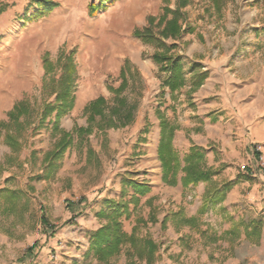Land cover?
<instances>
[{
	"label": "rangeland",
	"instance_id": "1",
	"mask_svg": "<svg viewBox=\"0 0 264 264\" xmlns=\"http://www.w3.org/2000/svg\"><path fill=\"white\" fill-rule=\"evenodd\" d=\"M53 1L58 3V10L39 20L30 21L24 17L26 12L30 14L34 10V6L30 7V0H0V7L2 6L0 121L8 122L7 112L15 103L23 100L29 105V121L34 124L23 132L22 147L19 152L12 151L4 143V131L0 132V187L4 185L5 178L11 177L10 185L25 195L29 204V211L25 215L15 213L9 218H0V264H27L30 255L38 251V246L48 244L49 237L64 240L61 233L68 226L76 224L77 220L87 222L86 226H89L90 222L89 228H94L102 222H105L104 225L111 223L110 216L102 215V211H98L106 198L110 201L126 202L129 213L120 217L124 228L131 229L130 223L135 220L131 233L133 232L139 246L148 236L155 235V242L151 240L156 245L155 254L160 251L166 256L171 255V264H234L237 260H239L237 264H264V244H256L253 239H246L244 232L245 225L256 220L262 223L264 229V156L262 160L257 158L258 165L250 164V168L245 169L249 174V176L245 175L250 185L242 184L243 180L233 181V186L240 183L234 189L238 199L232 207H225L223 202L230 191L223 198L210 194L215 188L227 182L234 169L242 171V166L226 163L216 167L208 165L205 153L201 150L204 153L200 161L203 167L218 171L211 181L206 182L204 190V201L211 205H219L217 211L207 214L209 224L205 225V229L200 228L195 217L188 219L182 217L181 210L187 196L185 188L192 182L181 179L182 186H180L175 179L178 174L183 173L184 176L182 167L186 161L185 156L195 147L194 145L190 146L187 153L176 151L180 166L174 172L167 171L161 164L163 179L161 185L155 188L159 190L171 188L172 195H175L174 199L166 197L164 200H159L158 196L146 199L147 191L139 193L137 190L138 196L132 195V185L137 186L138 183L132 179L133 184L130 179L135 177V180L143 181L146 180L143 175L147 174L139 158L140 152H136L134 142L137 131L132 129L134 126L132 124L118 130L109 129L110 132L107 133H102V129L108 128L98 129L90 126L87 116L83 115L82 106L86 102L84 97L98 95L100 88H106L108 83L114 87L118 86L120 83L118 73L123 63L129 58L133 61L137 59V66L136 62L130 66L134 74L136 68H140L139 71L137 70L138 75L128 74L130 85L124 95L129 98L130 103L138 106L137 110L141 108L150 114L155 108H164L166 101L160 88L163 75L149 59L152 51L143 48L140 41L132 36L133 28L130 22L125 18L116 20L115 13L118 16V11L104 14L100 10L91 14L89 5L94 3V0ZM175 1L170 0V7H174ZM165 6V0H152L154 12L148 15L158 18ZM182 15L187 30L183 34L198 29L210 33L212 41L217 39L220 42L222 33L227 35L237 30H240L243 40L244 36L253 29L261 28L264 31V0H222L218 8L209 0H187ZM252 16L253 20H250ZM121 30L126 31L128 36L114 37V32ZM128 37L136 45L134 48L137 49V57L134 58L133 54L127 52L117 57L113 56L118 50L122 52L130 49L132 43ZM188 43L189 41L185 42ZM219 45L213 46L211 56L218 62L217 64L226 62L229 65L235 55L225 54L221 57L223 51ZM71 50L75 52L74 60L77 66V98L74 109L62 118L59 128L63 132L72 134V144L66 149L55 175L39 179L37 176L43 173L42 155L52 148L60 137V133L51 132L52 115H47L45 119L40 117L46 106V100L53 101L54 97L43 89L42 59L48 55V58L55 62L59 53H69ZM226 84V91H229L231 89L229 81H226ZM88 85H94L93 92L89 95H81L84 89L89 88L86 87ZM105 92L106 97L109 98L111 94L107 89ZM160 116L163 115L158 116L159 120H161ZM23 119L22 117L21 120ZM168 122L174 127V135L177 126L172 124L174 121L171 119ZM38 124L41 126L38 127ZM148 124L153 126L151 121ZM34 128L37 129L33 130ZM87 128L89 129L87 132L82 131ZM256 148L255 151L259 152L260 147L256 145ZM33 150L37 152L36 159L31 157ZM167 177L171 179L167 180ZM253 189H256L255 193ZM248 194H252L251 200L243 197ZM133 197L137 200L134 201ZM142 199L146 200L141 202ZM139 204L141 207L136 214L139 217L134 218L130 212L131 206ZM105 205L108 207L107 203ZM146 208H150V211L148 218L144 219L142 211ZM86 210L89 211L88 215L82 212ZM95 210L98 212H94ZM41 217L47 221L45 228L41 224ZM160 219L162 224L167 221L165 227L162 224L159 227ZM149 221L150 224H147L146 222ZM242 221L246 224L244 225ZM153 222L158 224L156 229H154L156 223ZM224 222L229 225L228 228L223 226ZM239 222L241 224L237 226L238 233L232 236L230 231ZM185 227L194 234L199 232L202 236L204 234L202 242L196 244L193 237L191 246L187 243L172 244L171 241L177 238L178 233L183 234ZM168 233L172 237L162 239ZM81 238L83 242L87 241L85 235ZM2 240H7L9 244L2 243ZM34 244V249L29 252L28 248ZM126 249L128 250L129 246L120 252V258L124 257L125 264H141L142 261L138 258L147 254L143 252L142 255L137 256L134 249L130 248L132 255L128 256L125 253ZM242 251L248 256L245 262H241L236 257V253ZM183 253L182 260H179ZM57 254L55 250L50 251L49 260L43 264H54ZM194 254L197 256V262L194 260ZM190 258L194 260L192 263ZM123 262L120 264H124ZM115 263L117 264L118 261Z\"/></svg>",
	"mask_w": 264,
	"mask_h": 264
},
{
	"label": "crops",
	"instance_id": "2",
	"mask_svg": "<svg viewBox=\"0 0 264 264\" xmlns=\"http://www.w3.org/2000/svg\"><path fill=\"white\" fill-rule=\"evenodd\" d=\"M99 1L94 0V3H98ZM128 4L130 5L127 7ZM58 9L59 6L55 10ZM55 10L52 12H55ZM110 11L113 13L118 11V16L115 13L116 20L125 18V20L130 22L129 24L133 28V37L134 30L145 26L146 16L154 12L152 9V0H117L114 4L107 7L106 10H102V13L105 14L107 12L106 14H108ZM250 20H253V16L250 17ZM125 35L128 36V33L123 30L114 32V37L116 38H122ZM220 38V42L217 39L212 41L210 33L203 32L202 30L198 31V29L191 33L183 34L179 41H176L178 45L176 52L183 56L186 61L184 66L187 72L186 84L171 96L168 89L161 87L160 81V88L163 91V98L166 101L164 108H155L149 114L147 110L143 111L141 108L137 110V106L132 121L124 126L134 125L132 129L137 131L134 142L136 152H140V161L147 172V174L143 175L146 180H135V177L128 179L137 181L138 184L143 185L147 189L146 199H150V197L155 198L156 196L159 197V200H164L166 197H171V199L175 198V195H172L171 188L166 187L162 190L155 188V186L161 185L163 179L161 161L158 154L160 143V120L158 119V112L168 121L170 119L173 120L174 122L172 124L177 126L172 138V146L176 151L180 150L182 153H187L190 146L194 145L205 153L208 165H214L216 167L219 164L226 163L228 165L242 166V171L234 169L235 171L231 173L232 175L228 177L227 181L243 180L242 184H247L249 179L248 177L246 178V175L249 176V174L245 172V169H249L250 164L258 165L259 161L257 158L264 156V31L261 28L253 29L244 36V40L240 30L227 35L222 33ZM136 39L140 41V39ZM186 41H189V43L185 44ZM131 43L132 46L130 49L122 52L118 50L113 53V56L117 57V55L127 52L133 54V57L136 58L137 49L134 48L136 45L132 40ZM140 43L143 48L145 47L152 51L149 59L153 62L152 54L155 51L154 46L144 44L142 41ZM216 44H220L219 46L223 51L221 57L225 54L235 55L233 62L229 65L226 62L217 64L218 62L211 56V50ZM126 61L130 65L135 62L136 66L138 64L137 59L133 61L132 58H129ZM193 63L200 65L201 70L206 73V78L200 87L191 91L190 81L194 74L189 69ZM136 69L139 71L140 68L138 67ZM226 81H229V85H231L229 91H226ZM108 84L106 88H100L98 95L84 97L86 102L82 106V110L88 102L96 99L98 96H102L106 100L111 101L113 94L108 90ZM93 86H86L89 88L84 89L81 95L91 94L93 92ZM106 89L111 94L109 98L106 97ZM69 113L60 117L59 124L62 118ZM83 115L85 116L84 113ZM54 116L55 113L52 114V121L54 120ZM151 116L153 117L152 119ZM144 117L147 118L144 119ZM150 121L153 126H149L148 122ZM120 128L122 127L102 129V133L110 132L109 129L118 130ZM185 134H187V137H185ZM256 145L260 147L259 152H257L258 155H255ZM182 176L183 173L181 175L178 174L175 178L178 183L177 185L182 186ZM170 179V177H167V180ZM239 184H235L227 194L226 200L223 202L225 207H232V204L237 202L236 199L238 198L236 197L238 195L234 192V189ZM248 185L250 184L248 183ZM205 187V181H198L197 183L187 185V188H185L187 195L185 198L186 201L181 210L184 219L195 217L202 229H205L207 223L209 224L206 217L207 214L217 211V207L219 206L211 205L204 201ZM255 192L256 189H253V193ZM134 194L138 196L136 190L132 188V195ZM243 197H248L251 200L252 194H248V196L244 195ZM107 199L103 200L104 204L99 207L98 211L106 213L111 211L105 205ZM146 199H142L141 202ZM140 207L141 204L131 206L130 212L134 218L139 217L136 214L139 213ZM98 211L95 210L94 212ZM149 211L150 208L142 211L144 219L148 218ZM82 212L87 215L89 213L87 210ZM166 222L162 224V219H160L159 227H161V224L165 227ZM86 223L77 220L76 224L68 226L61 233L64 240L49 237L48 244L38 246V251L36 250L33 255H30L31 258L27 264L45 263L49 260L48 253L52 250H55L56 254H59L56 255L54 264H113L115 261H118L117 264H120L123 262L124 257L120 258V254L114 255L107 262H102V256L95 254L91 247L94 232L101 228L105 222H102V224L94 228H89L91 226L90 222L89 226H86ZM146 223L150 224V221ZM134 224L135 220H132L130 223L131 229ZM223 224L225 228L229 227L227 223L224 222ZM154 227L156 229L158 224L156 223ZM122 229L128 234L131 233L130 227L129 230L128 228H124L123 222ZM168 234L167 236H163L162 239L172 237L171 234ZM82 235L86 236V242L81 240ZM176 237L171 241L172 244L177 243L179 245L187 243V245L189 244L191 246L193 237L195 238L196 244H199V242H202L204 234L203 236L201 232L194 234L188 227H185L183 234L178 233ZM40 240L42 241V239ZM146 240L155 242V235L152 237L148 236ZM2 243L9 244L7 240H2ZM195 249L193 250L195 251ZM183 256L184 253L179 260H182ZM193 257L197 262V256L194 254ZM170 258H172L171 255L166 256L158 251L153 255L145 254L140 256L138 260L142 261L141 264H171ZM194 260L190 258V263ZM238 262L239 260L237 262L234 261V264ZM123 263L125 264V260Z\"/></svg>",
	"mask_w": 264,
	"mask_h": 264
},
{
	"label": "trees",
	"instance_id": "3",
	"mask_svg": "<svg viewBox=\"0 0 264 264\" xmlns=\"http://www.w3.org/2000/svg\"><path fill=\"white\" fill-rule=\"evenodd\" d=\"M116 1L100 0L98 3H91L89 5V11L91 14H94L100 10H106L107 7ZM209 1L214 3L216 8L222 2V0ZM165 2L166 6L163 9V13L158 18L153 15H148L146 25L135 29L133 35L140 39L142 43L154 46L155 51L152 54V60L158 66L159 73L163 75L161 76V87L168 89L169 94L173 96L175 91L186 84L187 72L184 70L186 61L183 56L176 52L178 47L176 40L187 31L183 24L182 15V9L187 5V0H176L174 7H170V0H165ZM31 6H34V10L30 14L26 12L24 17L27 20L35 21L47 16L59 5L53 0H30ZM1 11L2 6L0 7ZM74 54V50H71L69 53H59L55 62L51 61L48 55L42 59L44 67L42 77L43 89L49 95H53L54 99L53 101L46 100V106H44L40 117L41 119H45L47 115L55 113L50 129L53 134L60 133V137L56 140L52 148L43 153L41 158L43 173L37 176L39 179L55 175L66 149L72 144V134L60 130L59 119L62 115L69 113L75 105L77 66L74 60ZM189 71L194 74L190 81V90L194 91L203 83L206 78V73L201 70L200 65L197 63L191 64ZM128 74L130 76L138 75V71L136 70L134 74L131 71L130 63L126 61L118 75L120 80L119 85L114 87L108 84L107 86L108 90L113 94L112 100L108 101L102 96H98L84 106L83 113L87 116V121L90 126L98 129H102V127L117 128L123 127L132 121L137 105L130 103L129 98L124 95V92L129 86ZM158 113L160 115V112ZM29 115V105L26 101L22 100L15 103L7 112L8 122L0 121V132L4 131V143L14 152H19L22 147L21 137L23 132L34 125L30 123ZM22 117L24 118L23 120H21ZM160 117L159 158L162 166L167 171L172 170L174 172L180 166L179 156L172 146L174 127L163 116ZM40 126L41 124H38V127ZM36 129L34 128L33 130ZM88 130L87 128V130L82 131L87 132ZM203 154L198 147H193L185 156L186 161L182 167L184 171L183 181L192 183H197L198 181L208 182L218 173L216 170L203 167L200 162L203 159ZM36 155L37 152L33 150L31 152L32 159H36ZM255 155H258V153L255 152ZM10 182L11 177H7L4 179V185L0 187V218H9L15 213L25 215L29 211V204L24 197L25 195L17 188H13ZM132 183L134 184L133 181ZM233 184V181H227L215 188L212 193L210 192V195L223 198L230 191ZM132 186L139 193L146 192L144 186L141 184ZM23 199L24 201H22ZM132 199L134 201L137 200L136 197ZM106 203L111 211L109 213H101L102 215L110 216L112 221L111 223L103 225L93 235V244L91 247L95 254L102 256V262H107L114 255L120 254L122 249L127 246H129V249H126L125 253L128 256L132 255L130 248L134 249L137 256L142 255L143 252L148 255L155 254L156 245L154 242L145 240L139 246L133 232L128 234L122 229L120 217L129 213L126 202L120 203L107 200ZM184 222L188 221L184 220ZM41 224L44 228L47 226V221L43 217H41ZM240 224L241 222L233 226L230 231L232 236H236L238 233L237 226ZM243 224L245 225L246 223L243 222ZM244 232L246 239H253L256 244H264V229L259 220L251 221L249 225H245ZM34 247L35 244L28 248V251L32 252ZM236 257L241 262H245L248 256L245 251H242L237 252Z\"/></svg>",
	"mask_w": 264,
	"mask_h": 264
},
{
	"label": "built area",
	"instance_id": "4",
	"mask_svg": "<svg viewBox=\"0 0 264 264\" xmlns=\"http://www.w3.org/2000/svg\"><path fill=\"white\" fill-rule=\"evenodd\" d=\"M259 159L262 160L263 159L262 156H260Z\"/></svg>",
	"mask_w": 264,
	"mask_h": 264
},
{
	"label": "bare ground",
	"instance_id": "5",
	"mask_svg": "<svg viewBox=\"0 0 264 264\" xmlns=\"http://www.w3.org/2000/svg\"><path fill=\"white\" fill-rule=\"evenodd\" d=\"M130 47V46H129Z\"/></svg>",
	"mask_w": 264,
	"mask_h": 264
}]
</instances>
